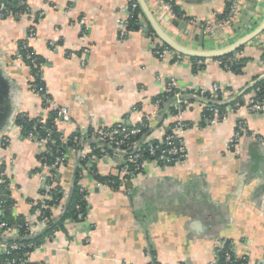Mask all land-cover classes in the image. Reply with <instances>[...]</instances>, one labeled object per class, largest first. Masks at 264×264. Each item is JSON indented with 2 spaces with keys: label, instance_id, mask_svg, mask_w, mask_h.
I'll return each mask as SVG.
<instances>
[{
  "label": "crops",
  "instance_id": "0c3cea01",
  "mask_svg": "<svg viewBox=\"0 0 264 264\" xmlns=\"http://www.w3.org/2000/svg\"><path fill=\"white\" fill-rule=\"evenodd\" d=\"M24 1L42 16L0 18V167L3 164L10 180L12 215L33 223L37 215L31 214V207L42 195L41 150L34 141L20 137L15 121L21 113L35 118L45 112L30 88L28 67L17 60L20 42L44 62L42 78L54 105L68 110L65 136L121 121L137 124L155 111V99L166 93L171 80L181 94L195 89L211 92L216 85L227 89L226 100L264 76V31L239 52L248 58L240 74L225 70L217 58L199 59L204 61L203 69L193 73L191 57L171 50L180 57L155 58L152 46L164 44L137 0L140 30L126 29L122 37L119 22L128 11L124 0ZM144 1L158 27L193 51L227 49L264 20V0H244L231 28L210 32L208 27L185 22L212 25L230 0H173L180 17L168 16L157 0ZM82 18L84 29L78 24ZM30 28L35 31L32 38ZM51 42L55 49L49 47ZM246 90L240 97L249 102L252 93ZM186 104L183 119L189 127L182 134L186 148L182 164L157 167L146 162L142 175L114 191L97 187L82 170L76 180L81 151L68 155L57 176L63 197L52 212L57 219L62 215L77 182L86 192V222L66 219L62 229L30 255L32 263L148 264L153 251L159 264H210L217 248L228 244L246 264H264V110L250 114L243 106L225 121L206 127L202 126L204 103ZM239 120L245 121L253 136L242 135L232 149ZM172 122L166 112L152 135L162 139L164 127ZM4 137L6 146L1 144ZM92 145L86 143L82 152H89ZM122 163V156L114 155L98 159L94 169L101 176H117ZM40 232L36 229L33 235Z\"/></svg>",
  "mask_w": 264,
  "mask_h": 264
},
{
  "label": "built area",
  "instance_id": "2783aa9c",
  "mask_svg": "<svg viewBox=\"0 0 264 264\" xmlns=\"http://www.w3.org/2000/svg\"><path fill=\"white\" fill-rule=\"evenodd\" d=\"M124 1L127 2L128 11H127V18L119 22V27H120L119 36L120 37L124 35V31L126 30L128 19L131 16L130 10H134L137 7V3L135 0H124ZM157 1L161 4L164 12L168 16L177 17V15L173 12V9H172V5H173L172 0H168V1L157 0ZM243 2L244 0H230L229 6L226 9V12L223 18L218 20L216 23L212 25L205 24L200 20H187L185 23L188 25H192V26H196L200 28L208 27L207 29L210 32H213L214 30L229 29L238 19L241 9H242ZM18 5L21 7H24V11L21 12L20 17L21 16L41 17L42 16L41 13L34 14L32 10H30L29 7L24 4V2H20V4ZM6 15L12 16L11 10L4 3H0V18H3ZM17 15H18V12H17ZM78 24L83 29L86 28V23L83 18L78 21ZM206 25H209L210 27ZM28 36L30 38L35 36V31L33 28L29 29ZM56 46L57 45L53 42L49 43V47L51 49H55ZM26 48H29L27 43L23 44V47L21 49H26ZM152 54L155 56V58L160 59V60L165 59L169 55H171L173 59H178L180 57L179 55L173 53L169 48L161 44L160 45L154 44L152 46ZM30 55L31 54H27L26 59L31 61L32 68L36 69L37 71L42 72V66L39 68L37 62L31 59ZM239 57H240V53L236 54L234 56V59H238ZM17 60L20 61L23 65H25L24 60L22 59L21 56H18ZM224 67H227V65L225 64ZM31 78H32L31 82H33L34 78L33 77ZM41 79H42V75H41ZM30 88L33 93H35L38 97H40V100L42 102V106L45 112L44 116L35 117V118H40L42 120H45L48 113L52 111L54 113V118H53L54 127L57 130H60L62 133V136H60L61 145H60V148L59 146L57 147L56 156L54 157L53 162L50 165L43 164V163L41 165L42 174H41L40 191L42 192V195H41L40 203L42 205L46 200L50 199L51 196L49 194V191L52 188H54L55 175L58 176L59 171L67 164L68 155L72 151H77V152L81 151L79 161L83 163L80 168L82 171H85L90 176H92L95 173L94 166L98 159H108L110 156H114V155L120 156L121 155L123 158V163L119 167V173L121 176L128 177L130 181L135 180L140 175H142V173L144 172V166L146 162H152L157 167H165L170 164H182L185 161L186 148L182 140V134L189 127V125L186 124L183 119V115L187 108V104H186L185 99L183 98V94L179 92H174L172 96L173 97L172 105L174 106L176 111L174 114L170 115L173 120L172 128H170L171 131L167 128V126L164 127L163 137L162 139H159L161 140L160 144L164 146L163 149H159L160 148L159 145H153L152 141L156 139L153 135L145 136L142 139L141 144L143 146L145 145L144 149L140 147L141 144L137 145L136 142H130V137L137 135L139 133V129L127 130L126 126L124 125L125 122L121 121L120 123H117L110 127H99L88 133L87 132L78 133L77 136H74L72 139L73 146L82 147L81 149L77 150V149H74L73 146L71 147L67 146L68 136H65L62 131L64 126L69 122L68 110L64 107H59V106L54 105L51 98L48 97V93L44 91L43 89L36 88L32 85H30ZM175 88H176V82L174 80L169 81L166 85V93L171 92ZM192 91L195 94L199 93L200 95H203L205 92H207L201 89H195ZM258 91L255 90L252 93V97L255 96V94ZM218 92L223 93L224 91L223 89H220V87L214 85L211 92L209 93L212 95L213 98H216ZM224 94L225 93H223V95ZM224 99L225 98L223 97V100ZM248 104L249 106H246V110L250 114L260 113L264 110V100H261V101L251 100L248 102ZM229 105L226 106V109L223 112H219L217 109H211L212 115L211 117L204 119L203 126L214 127L218 123L225 121L229 116L234 115L235 112L240 108L238 105H235L233 107H230ZM154 106H155V111L149 117L146 118L148 121L146 126H149L151 128L153 127L152 124L155 121H157L161 113V110H162L161 101L156 100L154 102ZM27 117L33 118L28 115ZM16 127L17 129H19L20 137L25 140L34 141L40 148L41 153L49 154V152L52 150V147L55 144V142L50 138V133H46L45 137H42L41 139L37 140V137H35L33 131L28 132L25 136L21 133V130H22L21 127L18 125H16ZM167 129L170 132L167 133ZM244 134L248 135L249 137L253 136L252 133L247 128L245 121L239 120L236 122V130H235L234 136L230 144L232 149L238 145L242 135ZM91 141H93L97 145V148L102 149L100 156L93 155L94 154L93 148H91L89 152H82V149L86 145V143L91 144ZM1 144L2 146H6L8 144V139L5 137L2 138ZM107 149L113 150L114 153L108 154L106 152ZM143 150L146 151L148 157H151L150 160H147L144 158L143 152H142ZM157 151L159 152L157 153ZM126 180L127 179H124L123 181L126 182ZM125 182H122V184ZM103 185L104 184L96 182L97 187H101ZM76 210H79L78 206L76 207ZM85 218L86 217H84L82 213H78L76 216V221L78 223L84 224L86 222ZM26 222H27L26 226H27V229L30 231V235L35 234L36 229L38 231L44 229L45 223H46L45 219L44 220L36 219V222L34 223L28 220H26ZM0 231H1V235L5 237L14 236L17 234L16 228L8 227L3 222H0ZM54 235L52 237H54ZM43 246L44 244L40 246H34V247L32 246V251L26 255L25 259L23 260L16 259V260L11 261L7 259V257L13 251H20L25 246L18 244V243L0 240V264H30L32 263L30 261V255L42 249ZM28 247H30V245ZM231 258H232L231 255L229 253H226L225 255L226 264H234ZM34 264H38V263H34ZM210 264H214V262Z\"/></svg>",
  "mask_w": 264,
  "mask_h": 264
},
{
  "label": "trees",
  "instance_id": "16d2710c",
  "mask_svg": "<svg viewBox=\"0 0 264 264\" xmlns=\"http://www.w3.org/2000/svg\"><path fill=\"white\" fill-rule=\"evenodd\" d=\"M164 1H168V0H164ZM20 2H24L25 5L26 2L24 0H0V3H4L10 10L12 13V16L14 17H20L21 12L24 11V7L19 6L18 4H20ZM173 5H172V9L173 12L177 15V17L181 16V12L179 11V9L176 7L174 1L172 0ZM28 6V5H27ZM229 6V3L227 5V8ZM226 8V9H227ZM131 11V16L128 19L127 22V26L126 29L129 30H140V25H139V16L141 14L140 9L137 5L136 9L134 10H130ZM18 12V15H17ZM226 12V11H225ZM225 14V13H224ZM223 14V16H224ZM220 17V19L223 18ZM8 17L7 15L4 16L3 18ZM37 19L40 18L39 16L36 17ZM219 19V20H220ZM23 44H25L24 41L19 43V56L22 57V59L24 60V64L28 67L30 73H31V77L34 78L33 82H31V85L39 88V89H43L44 91H46V87L44 84V81L41 79V75L42 72L41 71H37L36 69L32 68L31 66V61L26 59V55L27 54H31V59L35 60L39 66V68L41 66H43L44 62L37 57V55L35 53L32 52V50L30 48H26V49H21L23 47ZM243 50V47H241L240 49H238L237 51L228 54L226 56L217 58L216 61H218L220 63V65L227 71H231L234 72L236 74H240L242 72L243 66L244 64H246V62L248 61V58L245 57H239L238 59H234V56L236 54H239V52H241ZM233 62H232V61ZM191 63H192V72L196 73L199 70L203 69V60H199L196 58H191L190 59ZM227 65V67H224V65ZM254 84L248 88L246 90L245 93H253L255 90L258 91L255 96H253L251 98V100H264V76L260 77L259 79L254 78ZM245 89V88H244ZM224 91L228 92L227 89H225ZM47 92V91H46ZM177 92V90H172L169 93H164L162 96L157 97L155 99L156 100H160L161 101V107L164 106V104H166L167 102L170 101V106L168 108L167 114L168 115H172L175 113V108L172 105V96L173 93ZM187 94L189 95H193L195 97H199L205 100H223V93L222 92H218L217 93V97L213 98L212 95L209 92H205L203 95H200L199 93H194L193 91H189L187 92ZM48 97L50 98V96L48 95ZM250 100V101H251ZM186 103H193L194 100H190V99H185ZM44 104V103H43ZM235 105H238L239 107H243V106H249L248 102L244 101L242 99V97L237 98L235 101H233L229 106L233 107ZM204 106V110L202 112V116L203 119L209 118L211 117V109H217L219 112H223L226 109V106H219V105H213V104H203ZM53 118H54V113L51 111L48 113L47 117L45 120H42L40 118H29L27 117V115L25 113H21L16 117V125L21 127V133L23 135L26 136V134L30 131H33L35 137H37V140L41 139L42 137L46 136V133H50V138L55 142V144L52 147V150L49 152V154H45V153H40L39 155V163L40 165L43 164H47L50 165L53 160L54 157L56 156V150L57 147L61 145L60 142V136H62V133L60 130H57L54 127L53 124ZM204 122V120H203ZM203 122H202V126H203ZM148 123L146 117L142 118L140 122H138L135 125H128L127 123H125L124 125L126 126L127 130H133V129H139V133L135 136L130 137V142H136L137 145L141 144V139L144 138L145 136H151L153 131L152 128L149 126H146ZM154 125V123L152 124ZM159 127L161 126L160 124L158 125ZM167 128L171 131L170 128H172V124L168 125ZM167 129V133L170 132ZM91 132V131H90ZM78 133L72 134L70 136H68L67 138V146L71 147L72 145V139L74 136H77ZM161 140H157L154 139L152 141L153 145H159V149H163L164 146H162L160 144ZM141 148H145V145L143 146L142 144L140 145ZM74 149H81V146H73ZM93 148V155L95 156H100L102 149L97 148V145L95 143H93L92 147ZM106 152L108 154H113V150H109L107 149ZM143 152V156L145 159L150 160L151 157H148L147 153L145 150L142 151ZM159 151H157L158 153ZM83 162L79 161V167L78 170L76 172V180L80 179V171H81V165ZM93 178L94 181H96L97 183H101L104 184L108 187H110L112 190H118L122 185L124 186L126 183H128L130 181V179L128 177L125 176H121V175H117V176H101L97 170L95 169V173L91 176ZM124 179H127L126 182L123 181ZM55 183L56 186L54 185V188H52L49 191L50 194V199L46 200L43 205L40 202H37L35 205H33L31 207V214H37L36 212H39V214H37V219L38 220H44L46 221L45 223V227L44 229L41 230L40 235L37 236L34 240L26 242L23 240H20L21 238H24L26 236L30 235V231L27 229L26 226V218L24 216H13L11 213V208L14 205V200L10 199V190H9V184H10V180L9 178L5 175L4 172V168H3V164H1L0 167V222L5 223L8 227H14L16 228L17 234L16 236L18 237L17 240H10L8 242H13V243H18L21 244L23 246H25L23 249H21L20 251H13L8 257L7 259L9 260H18V259H25L26 255L29 254L32 251V246H40L42 244H44L46 241H48L49 239L52 238V236L60 231V229H62L63 227V223L65 222L66 219H70L73 221H76V216L78 213H82L84 217H86L87 214V210H88V205L86 202V192H84V190L77 185V182L75 183V186L73 188V192L71 194L69 203L67 204V206L65 207L62 215L57 219L56 217H54L52 209L56 206H58V204L60 203V200L63 197V193L61 188L57 185L58 180H57V175H55ZM122 182H125L122 184ZM42 194V192H41ZM79 207V210H76V207ZM30 245V247H28ZM226 253H229L231 255V259L233 260L234 264H246V260L240 257L235 256V254L233 253V250L231 249V247H229L228 244L222 245L220 247L217 248V256L216 259L214 260V264H226L225 262V255ZM150 256H151V261L148 264H159L158 261L156 260V256L154 254L153 251L150 252ZM30 264H34V263H30Z\"/></svg>",
  "mask_w": 264,
  "mask_h": 264
},
{
  "label": "water",
  "instance_id": "95a60500",
  "mask_svg": "<svg viewBox=\"0 0 264 264\" xmlns=\"http://www.w3.org/2000/svg\"><path fill=\"white\" fill-rule=\"evenodd\" d=\"M137 1L139 3L141 10L143 11L145 16L149 20L153 31L156 33V36L162 41V43L164 45H166L173 52L178 53V54L183 55V56L191 57V58L216 59L219 57L226 56L230 53L237 51L238 49L243 47L248 41L254 39L255 37H257L258 35H260L264 31V20H263L262 24L258 27V29H256L253 33H251V34L245 36L244 38L240 39L236 44L232 45L231 47H229L227 49H224V50L222 49L221 51H215V52L214 51H212V52L211 51H209V52L208 51H193V50L186 49L185 47H182L177 42H175L173 39H171L169 36H167L158 27V25L154 22V20L152 18V14L150 13L148 6L146 5L145 1L144 0H137ZM143 30L145 32H148L147 27H144ZM253 84H254V82L252 84H250L248 87L250 88ZM246 89H248V88L243 89V91L241 93H239V94H237V95H235L229 99L221 100V101L212 100V99L211 100H205V99L198 98V97H195V96L189 95V94H183V98L194 100V101L204 103V104L227 106V105L231 104L233 101H235L237 98H239L241 96V94L244 93V90H246ZM169 106H170V101L165 104L164 109L162 110V112L160 113V115L158 117L159 122L155 128H157L158 125L160 124V122L165 118L166 112L168 111ZM155 128L152 127V131H154ZM92 143H94V142L92 141ZM37 236L38 235H29V236H26L24 238H21L20 240L29 242V241L34 240ZM17 239H18V237L16 235L5 237V236L1 235V231H0V240L1 241H10V240H17Z\"/></svg>",
  "mask_w": 264,
  "mask_h": 264
}]
</instances>
